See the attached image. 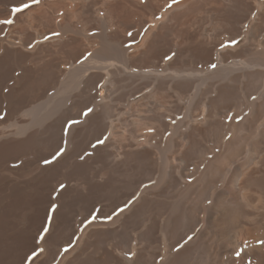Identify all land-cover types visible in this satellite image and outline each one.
Listing matches in <instances>:
<instances>
[{"label": "bare ground", "instance_id": "1", "mask_svg": "<svg viewBox=\"0 0 264 264\" xmlns=\"http://www.w3.org/2000/svg\"><path fill=\"white\" fill-rule=\"evenodd\" d=\"M20 3L0 0V264H264V0Z\"/></svg>", "mask_w": 264, "mask_h": 264}, {"label": "snow or ice", "instance_id": "2", "mask_svg": "<svg viewBox=\"0 0 264 264\" xmlns=\"http://www.w3.org/2000/svg\"><path fill=\"white\" fill-rule=\"evenodd\" d=\"M173 2H179V0H173ZM40 3V0H21V3L18 6H15L11 9L12 15L15 16L17 14H22L23 12H25L26 10H30L34 5H38ZM169 7H171V5H169ZM0 24L3 25H12L14 24V20L13 19H4L2 21H0ZM54 35L59 36L60 33L56 32L54 33ZM129 36H131L132 34L129 32L128 33ZM45 39L47 40L48 37L45 36ZM89 55H91V53H89ZM214 67V65H213ZM93 112V109L91 108H87L86 111H84L82 114L87 117L89 116L91 113ZM76 123L75 120H72L69 122L68 127H71L72 124ZM106 139V138H105ZM105 139H97L96 144H93L92 146L95 148L98 145H103L105 143ZM65 149L61 148L59 149L52 157L51 160L49 159H45L44 163L47 164H51L53 163L55 160H57L60 156H62L64 154ZM81 159H83V157H81ZM67 186L63 183H61L59 185V188L56 191H60L62 192ZM59 205L56 203H53L51 205V211L54 213L57 209H58ZM125 209L121 208L120 212H123ZM51 222H52V217H48V224L46 226L43 227L42 229V233L39 236V240L41 242H43L45 240V236L49 233L50 227H51ZM261 243H264V241H262ZM69 249L68 248H64V252H67ZM44 252V248L40 247L39 252L37 251H33L31 256H28L26 259L28 261H33L35 258H37L41 253ZM237 255L239 256V253H237Z\"/></svg>", "mask_w": 264, "mask_h": 264}]
</instances>
